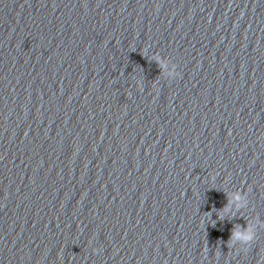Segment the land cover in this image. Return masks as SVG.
Segmentation results:
<instances>
[{
  "label": "water",
  "instance_id": "1",
  "mask_svg": "<svg viewBox=\"0 0 264 264\" xmlns=\"http://www.w3.org/2000/svg\"><path fill=\"white\" fill-rule=\"evenodd\" d=\"M0 264H264V0H0Z\"/></svg>",
  "mask_w": 264,
  "mask_h": 264
},
{
  "label": "clouds",
  "instance_id": "2",
  "mask_svg": "<svg viewBox=\"0 0 264 264\" xmlns=\"http://www.w3.org/2000/svg\"><path fill=\"white\" fill-rule=\"evenodd\" d=\"M178 73L176 72V65H174V68L171 72V77H174ZM231 204H235L236 207H243V198L239 195H233L230 201ZM227 210V209H226ZM233 239L240 241L242 244L247 245L249 244L252 239H254V235L250 229H237L233 232Z\"/></svg>",
  "mask_w": 264,
  "mask_h": 264
}]
</instances>
